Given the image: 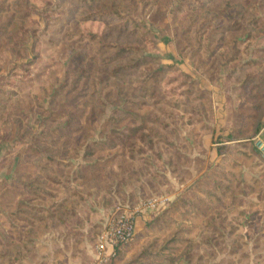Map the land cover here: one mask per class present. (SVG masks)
I'll use <instances>...</instances> for the list:
<instances>
[{"label": "rangeland", "instance_id": "obj_1", "mask_svg": "<svg viewBox=\"0 0 264 264\" xmlns=\"http://www.w3.org/2000/svg\"><path fill=\"white\" fill-rule=\"evenodd\" d=\"M149 200L112 264H264V0H0V264Z\"/></svg>", "mask_w": 264, "mask_h": 264}, {"label": "built area", "instance_id": "obj_2", "mask_svg": "<svg viewBox=\"0 0 264 264\" xmlns=\"http://www.w3.org/2000/svg\"><path fill=\"white\" fill-rule=\"evenodd\" d=\"M159 203L149 200L133 207L128 204L118 206L96 237L93 261L90 264H112L119 251L134 240L139 217L146 211L155 212Z\"/></svg>", "mask_w": 264, "mask_h": 264}, {"label": "trees", "instance_id": "obj_3", "mask_svg": "<svg viewBox=\"0 0 264 264\" xmlns=\"http://www.w3.org/2000/svg\"><path fill=\"white\" fill-rule=\"evenodd\" d=\"M99 0H77V3H82L84 5H90V4H93V3H96L98 2ZM87 20H104L105 19V16H104V13H100V11L98 12H89V14L86 16ZM125 26H128V21H126L125 23ZM138 27H143L142 25L138 26Z\"/></svg>", "mask_w": 264, "mask_h": 264}, {"label": "crops", "instance_id": "obj_4", "mask_svg": "<svg viewBox=\"0 0 264 264\" xmlns=\"http://www.w3.org/2000/svg\"><path fill=\"white\" fill-rule=\"evenodd\" d=\"M149 213H150L149 211H146V212L143 213V215H141V216L139 217V219H138V223H137V229H138L139 222L143 221L144 218L147 217V216L149 215ZM119 252H121V250H120ZM93 253H94V248H93Z\"/></svg>", "mask_w": 264, "mask_h": 264}]
</instances>
